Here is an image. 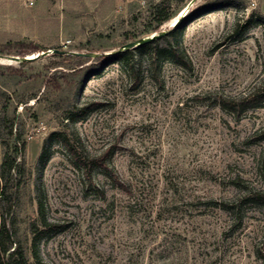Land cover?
<instances>
[{"label": "rangeland", "instance_id": "obj_1", "mask_svg": "<svg viewBox=\"0 0 264 264\" xmlns=\"http://www.w3.org/2000/svg\"><path fill=\"white\" fill-rule=\"evenodd\" d=\"M162 2L163 30L183 22L185 65L155 74L144 56L134 84L110 57L159 36ZM263 17L264 0H0V45L40 49L0 55L21 71H0L13 121L12 136L0 116V165L18 134L26 176L8 220L31 263L264 264Z\"/></svg>", "mask_w": 264, "mask_h": 264}, {"label": "trees", "instance_id": "obj_2", "mask_svg": "<svg viewBox=\"0 0 264 264\" xmlns=\"http://www.w3.org/2000/svg\"><path fill=\"white\" fill-rule=\"evenodd\" d=\"M173 18L172 7L170 2L158 4L154 12L153 33H159L153 40L142 43L132 50H123L114 52L110 59L119 62L129 73L134 84L140 83L141 67L144 63V56L149 59V64L155 74H158L161 63L164 58L173 59L180 65L183 63L182 43L185 36L183 22H179L175 27L163 30L162 27L170 22ZM264 19V17H263ZM141 40V39H140ZM39 48L33 42H16L0 45V55L15 53L20 59H25L32 52L39 53ZM8 71L11 75L21 73L19 69L0 66V71ZM12 98L0 88V116H2L3 127L8 135L13 136V121L10 119V107ZM56 136L53 133L44 143L38 158V178H42V172L51 158L49 144ZM60 141L65 147L84 165H87L82 156L78 155L67 136L58 135ZM5 147V152L0 165V264H40L38 255L34 253V263L30 262L29 257L23 248L12 239L8 216L12 212L15 202V194L24 183L26 168L24 164L23 153L25 144H20V136L16 134L14 142L1 141ZM99 165L107 169V166L100 158L92 159L90 167ZM91 168H89V171ZM115 185L127 190L126 185L118 176H113ZM255 202L264 203V193H257L252 196ZM42 207V205H41ZM13 246H15L13 248ZM13 248V250H12Z\"/></svg>", "mask_w": 264, "mask_h": 264}, {"label": "water", "instance_id": "obj_3", "mask_svg": "<svg viewBox=\"0 0 264 264\" xmlns=\"http://www.w3.org/2000/svg\"><path fill=\"white\" fill-rule=\"evenodd\" d=\"M177 24H178V21H176V22L174 23L175 26H176ZM154 38H155V37H153V38L141 39V40H138V41H135V42H131V43L126 44V45L124 46V50H132V49H134V48H137V47H138L139 45H141L142 43H147V42L153 40ZM55 52H58V51H55ZM16 59H20V58L17 57ZM21 60H26V58H25V59H21Z\"/></svg>", "mask_w": 264, "mask_h": 264}]
</instances>
